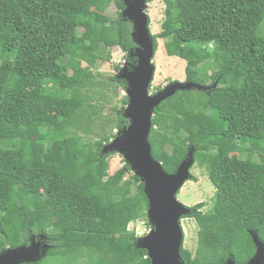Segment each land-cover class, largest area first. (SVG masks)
Returning a JSON list of instances; mask_svg holds the SVG:
<instances>
[{
	"label": "trees",
	"instance_id": "16d2710c",
	"mask_svg": "<svg viewBox=\"0 0 264 264\" xmlns=\"http://www.w3.org/2000/svg\"><path fill=\"white\" fill-rule=\"evenodd\" d=\"M163 1L161 37L186 61L187 81L217 83L178 91L152 119V156L165 172L194 148L215 189L209 211L191 209L198 246L183 245L181 257L247 264L253 234L264 243V0ZM124 10V0H0V253L45 236L50 250L36 264H151L129 229L151 227L145 185L126 162L110 175L115 153L104 154L130 126L129 100L103 121L96 99L127 89L117 75L95 74L111 49L136 61Z\"/></svg>",
	"mask_w": 264,
	"mask_h": 264
},
{
	"label": "water",
	"instance_id": "95a60500",
	"mask_svg": "<svg viewBox=\"0 0 264 264\" xmlns=\"http://www.w3.org/2000/svg\"><path fill=\"white\" fill-rule=\"evenodd\" d=\"M124 4L123 17L133 25L132 39L136 45L130 55L137 62L132 68L126 64L117 77L127 85L129 101L124 116L131 123L105 147L104 154L122 155L145 185L144 193L149 203L148 221L152 230L148 236L139 238L137 247L148 252L151 264H185L181 257L185 239L181 222L192 214V210L178 202L177 194L191 178L195 149L189 150L175 174L166 173L162 164L152 156L149 142L152 119L155 109L178 91H209L217 88V83L213 87H203L192 82H175L151 95L156 68L153 64L155 44L146 13L149 3L148 0H124ZM45 240V236H41L38 241L32 238L28 246L0 253V264H33L42 261L50 249ZM253 241L256 253L247 264H264V243L255 234ZM226 264L236 262L229 260Z\"/></svg>",
	"mask_w": 264,
	"mask_h": 264
},
{
	"label": "rangeland",
	"instance_id": "374dc122",
	"mask_svg": "<svg viewBox=\"0 0 264 264\" xmlns=\"http://www.w3.org/2000/svg\"><path fill=\"white\" fill-rule=\"evenodd\" d=\"M165 10L166 5L164 4V1L155 0L152 3H149L148 9L146 11L150 19L151 34L155 37L157 43L155 56L153 59V64L156 68V72L154 81L150 89L151 95L164 90L169 85L175 82L183 84L188 82L186 75V61L182 60L178 54H170L168 50L170 41L161 37L162 25L165 21ZM117 13L118 11L115 8L110 9V15L116 17ZM258 35L264 37V21L259 28ZM110 53L112 55L111 62L100 64L95 70V74H100L99 79L105 82H107L110 77L118 75L119 71L116 70L117 66H120L122 70L126 64H128V66L131 68L135 67L137 62V60L135 59V64L129 63L127 60V54H125L119 48L111 49ZM84 66H86V64H84ZM207 84V87H213L210 80L207 81ZM126 91L127 89L124 90L122 88L116 90H114V88H108L104 90V99H101L99 96H97L96 99L99 102L98 104L100 106H104L102 110L103 121H105V119L107 118L111 119L116 117L115 110L120 108L122 109L123 105L121 103V100L123 98H127ZM50 114H56V112L53 111L50 112ZM115 133L117 134V136H119L121 134V131H116ZM124 162H126L124 157L122 155H119V153H115V155L110 159V175H114L118 170H120L125 165ZM208 175L209 171L207 166L201 167L199 164H196L191 169V178L194 177L195 179L190 178V180L184 185L182 190L177 194L178 202L185 205V207L189 209H192L199 204H205V208L203 209V211H209L213 205L215 189L211 184ZM181 224L185 232L184 248L195 253L198 246V226L194 219L187 217L183 218ZM129 229L131 231H135L139 238H144L150 234L152 226H148L147 221L142 220L137 223L131 224ZM41 260L43 261L44 259ZM78 263L83 264L80 261ZM48 264L54 263L50 262ZM55 264L59 263L56 262Z\"/></svg>",
	"mask_w": 264,
	"mask_h": 264
},
{
	"label": "clouds",
	"instance_id": "9594fccd",
	"mask_svg": "<svg viewBox=\"0 0 264 264\" xmlns=\"http://www.w3.org/2000/svg\"><path fill=\"white\" fill-rule=\"evenodd\" d=\"M153 36V35H152ZM131 56V55H130Z\"/></svg>",
	"mask_w": 264,
	"mask_h": 264
}]
</instances>
